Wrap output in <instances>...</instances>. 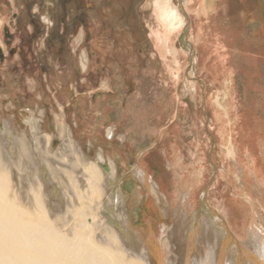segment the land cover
Wrapping results in <instances>:
<instances>
[{"label":"rangeland","instance_id":"obj_1","mask_svg":"<svg viewBox=\"0 0 264 264\" xmlns=\"http://www.w3.org/2000/svg\"><path fill=\"white\" fill-rule=\"evenodd\" d=\"M150 1L38 0L36 6H31L32 14L36 12L37 7L41 20L46 23V30L40 32L33 42L23 44L25 63L20 61L16 65H9V62L12 63L10 57H17L15 55L17 45L21 42L17 39L18 32L14 26L24 29V26L28 25L27 16L22 11L28 1L17 0L15 6L12 0H0V20L3 27L0 32L9 52L7 58H0V124L10 120L15 124V130L22 133L28 131L26 126L28 111H34L36 116L44 111L42 125L45 132L53 134L56 123H63L70 127L76 140L88 154V158L94 159L99 149L106 150L107 153L106 151L104 153L115 160L119 179L131 180L141 192L136 203L130 199L132 188L128 191L124 187V194L130 204L133 217L135 218L138 213L143 218L135 219V225L146 234L151 231L150 227L153 225V232L158 235L161 226L170 225L172 221H164L158 213H155V208L147 204L151 197L144 193L143 188L129 174L130 163L146 165L155 175L162 191L177 200L179 184L172 168L176 160L175 156L180 158L178 173L186 176L181 185L185 188L191 186L190 177L194 172L193 169H198L197 159H205L204 180L196 190L197 206L194 211L200 220L206 209L212 215L218 214V206L225 202L224 210L227 218L242 232L237 240L243 241L251 224L257 222L264 226V186L248 183L240 187L241 175L235 168L236 163L231 158H227L225 147L228 146L227 143L233 141L231 140L233 132L235 133L239 128L242 118L249 116L251 120L257 114V117H260L258 125L262 124L264 104H258L249 97L243 98L242 89L238 96L237 82L233 79L229 89L233 103L235 102V107L238 108L236 113L238 115L240 113V120L230 114L227 116L222 111L218 114L212 112L213 99L219 91L224 90L223 75L229 72L232 64L227 62L229 69L225 74H218V81H212L209 79L210 76H206L204 65L207 63L212 65L215 62L213 54H215L218 31H228L232 35L231 38L236 36L232 32L241 24L254 23L253 17L245 18L248 12L253 15L254 11H262L264 14V0H236L235 3L226 1V10L218 9V14L211 13L213 15L211 19L204 15L199 18L197 14L199 2L191 0V5L187 10L185 9V30L180 29L179 33L171 38L172 44L177 45L176 49L180 51V74L169 73L162 65L164 59L158 53L156 39L151 36V30L159 27L156 26L153 16V6L147 5ZM172 2L175 6L182 4V0H172ZM256 3L260 5L255 7ZM232 4L235 5L233 9ZM13 14H17L16 20ZM54 25L52 29L51 26ZM199 31L204 32L202 42L197 38ZM6 33L15 36L9 44L6 42ZM47 34L51 39L48 49L44 47L42 41ZM208 49L209 52L206 51ZM82 51H86L89 57L86 73L80 72L79 69V56ZM202 54H205V58H202ZM142 63L149 65L145 67ZM149 67L154 68L157 77L155 89L159 91V105L164 107L166 104V108L164 107L163 119L159 120L158 124L160 137L150 142L144 141L142 146H137L135 141L131 140L138 130L137 118L130 120L129 117L131 111L136 112L138 109L136 91L141 88L139 82L143 74L149 72L146 69ZM192 72H195V75L190 80L189 76ZM241 79L244 80L239 78L238 82L243 85L244 81ZM105 82L112 88L110 93V89L104 91L102 89V84ZM33 83H36V90L33 89ZM105 91L108 92L106 96ZM256 91L253 89L252 95L258 92ZM95 94L99 95L100 99L103 98L101 106L97 109L93 108L94 110L90 109L91 107L88 108L89 110L79 107L82 103L79 102L81 99L87 105L94 103ZM182 94L191 96L188 101L182 100ZM110 97L114 99L111 101L113 103L109 102ZM109 104L110 110L107 112L106 108H109ZM243 107H246L244 111ZM61 114L63 118L60 117ZM173 114H176V118ZM98 116L101 118L99 119ZM253 123L251 122L254 129L257 124ZM233 126H236V129ZM110 127L114 136L112 139H107L106 132ZM177 128L180 129V134L174 133ZM259 133L263 134L262 131ZM163 137L164 139L161 140L160 138ZM260 139L264 140L263 137ZM57 146L58 144H55V148ZM172 146L177 149V155H174ZM198 147L201 149L198 150ZM246 194L251 200L249 204L241 198ZM234 199L238 201L236 204L230 201ZM251 204L260 218L253 217ZM143 221L146 227L140 228ZM223 221L227 225L226 220Z\"/></svg>","mask_w":264,"mask_h":264},{"label":"bare ground","instance_id":"obj_2","mask_svg":"<svg viewBox=\"0 0 264 264\" xmlns=\"http://www.w3.org/2000/svg\"><path fill=\"white\" fill-rule=\"evenodd\" d=\"M16 1L12 0V4ZM226 1L236 2L198 0V17L204 15L209 19L213 18L211 13L218 14V9L226 10ZM191 2L182 0V4L175 6L172 0H151L147 4L153 6V16L156 26L159 27L151 30V36L156 39L158 53L164 59L162 65L165 71L172 74H180L181 55L176 49L177 45L172 44L171 38L179 33L180 29L185 30V9L187 10ZM234 6L232 4V9ZM242 11L245 15L244 10ZM251 17L254 18V23L251 36L248 35L250 38H231L232 35L223 30L215 33V62L212 65H204L206 76H210L212 81H218V74L226 73L229 69L227 62L233 65L229 72L223 75L224 90L219 91L213 99L214 108L211 110L217 114L222 111L235 119L239 117L236 113L238 108L235 107V102L233 103L229 89L233 72L241 65L240 62L251 59L248 53L253 50L248 52V47L252 44L258 48L256 54L264 57V14L262 11H254ZM1 24L0 20V29ZM200 31L197 38L202 42L204 32ZM1 34L0 32V48L2 53H6ZM209 49L206 51L209 52ZM184 53L186 54L185 51ZM205 54H202V58H205ZM88 65L87 52L82 51L79 56L80 72L86 73ZM194 75L195 72L190 74V80ZM247 77V74L243 76L245 85L250 83ZM32 86L36 90V83ZM108 86L107 82L103 83V91ZM254 89L258 92H254L250 99L264 104V89L258 84ZM105 92V96L108 95V92ZM100 98L95 94V102L88 105L81 99L79 107L86 106L88 109L90 106L97 109L102 103L103 98ZM110 99L114 100L112 97ZM164 107L159 104L156 107L160 121L165 113ZM28 112V131L17 132L15 124L10 120L0 124V264H264L262 224L261 226L254 222L248 228L246 238L243 241L237 240L242 232L227 218L225 202L218 206V214L212 215L206 209L201 219H198L194 211L197 206L196 190L204 180L205 159H197L198 169H193L191 186L186 185L185 188L181 185L186 176L178 173L180 158L175 156L172 168L179 184L177 200L162 191L155 175L146 165L130 163L129 174L143 188L144 193L151 197L147 204L155 208V213L164 221H172L170 225L161 226L160 234L153 232V225L150 227L151 231L146 234L135 225V219L143 218L138 213L133 217L124 187L125 190L132 188L130 199L136 203L141 192L131 180L119 179L115 160L104 153L106 150L99 149L94 159H90L70 127L55 122V132L50 134L43 130L44 111L38 113L39 116H36L34 111ZM134 116L137 117L136 112L131 111L130 120L136 119ZM245 121L242 120L243 123L238 129L233 126L237 131L233 132V141L225 147L226 155L236 163L235 168L241 175L240 187L248 183L263 187L264 140L260 138L264 136L259 132L264 134V126L255 131L257 137L253 136L256 138L249 139L246 128L251 124H247V119ZM136 125L138 130L131 140L135 141L137 146H142L145 140L144 135H141L138 120ZM106 134L107 139L113 138L111 127L107 129ZM55 144H58L56 148ZM199 149L201 148L198 147ZM172 151L177 155L175 146H172ZM168 169L170 171V167ZM241 198L248 204L251 202L248 194L242 195ZM230 201L232 204L238 202L235 199ZM250 206L253 208V217H259L253 205ZM145 227L143 221L140 228Z\"/></svg>","mask_w":264,"mask_h":264},{"label":"crops","instance_id":"obj_3","mask_svg":"<svg viewBox=\"0 0 264 264\" xmlns=\"http://www.w3.org/2000/svg\"><path fill=\"white\" fill-rule=\"evenodd\" d=\"M257 5L259 6L260 4L256 3L255 7ZM251 16H252V13L248 12V14H247V16H245V18L248 17L249 19H251ZM252 29H253V24H241V26H239L236 31H233L232 34L233 33L236 34L237 38L241 37V36L242 37H245V36L247 37L248 35L251 36ZM250 36H248V37L250 38ZM250 49L253 50V51H251ZM257 50H258V48L256 47L255 44H252V46L248 47V52L251 51V52L248 53L249 56H250L249 58H251V59H249L247 61L240 62L241 65L237 69H235L234 72H233L232 80L235 79V81L237 82L238 96H239V94H241L240 93V91H241L240 89H242L243 98L244 97H249V99H250V97L252 95V91L254 89V86H256V83L254 84V82H258V85L261 88L264 89V57H263V55H262V57L259 54L257 55L256 54ZM261 58H263V59H261ZM142 64H143V66H145V65L148 66L149 65V64H146V63H142ZM232 67H233V65H232ZM146 69H148L149 72L147 71L145 74H143L141 82H139L141 88L136 91V95H135V98H137L136 99L137 100V104L136 105H138V109H136V114H137L136 118L139 121V126L141 127V130H142L141 135H144L143 139L145 141H149L150 142L154 138L160 137L159 136V129H158L159 117L157 116V110H156V107L159 104L158 101H159V96L160 95H159V91L157 89H155V87L157 86L156 83H155L157 77H155L156 74H155L154 68L153 67H149V68H146ZM246 74L248 75L247 78H249L248 80L250 81V83L248 84L249 86L245 85V82H244L243 85H241L242 84L241 82H238V79L239 78H243V76H245ZM108 89H110L109 90V93H110L112 91V88H111L110 85L108 86L107 90ZM190 96H191L190 94H189V96L188 95H184L183 96V94H182L181 99L188 101V98H190ZM238 99H240V97ZM109 101L111 102L113 100L110 99ZM247 102L248 101H246V103ZM111 103H113V102H111ZM89 107L90 106H88V108ZM245 108L246 107H243L242 110L245 109ZM90 109H93V108H90ZM106 110L108 112L110 110V106H109V109L107 108ZM247 110H248V108H247ZM116 113H118V112H116ZM114 115H116V114H114ZM238 116H240V113H239ZM173 117L176 118V114L175 115L173 114ZM248 118H249V116L247 118H242L243 122L247 119V124L248 125H249V123L251 124V122L253 123V121H254L253 124H257L255 126L254 130L252 128L253 127L252 124L249 125L248 128H246V130L248 132V138L249 139H250V137L251 138H256L257 137V132H255V131L260 129L261 125H264V121L261 122L262 123L261 125H258L260 123L259 122V118L260 117H257V114L254 115L253 119H251L252 121L250 119H248ZM238 120H240V117H238ZM243 122L241 120V124ZM174 131L175 132L177 131L176 132L177 134L181 132L179 128L175 129ZM253 135L256 136V137H254ZM262 135L264 136V134H262ZM151 149L152 150L154 149V145L151 147Z\"/></svg>","mask_w":264,"mask_h":264},{"label":"flooded vegetation","instance_id":"obj_4","mask_svg":"<svg viewBox=\"0 0 264 264\" xmlns=\"http://www.w3.org/2000/svg\"><path fill=\"white\" fill-rule=\"evenodd\" d=\"M28 2H27V4L26 5H24V8H22V11H23V13H25V16H27V19H28V25L25 27L24 26V29L22 28V29H20L19 27H16V26H14L15 28H16V32H18L17 33V39H20L21 40V42H19L20 44H18L17 45V54H15V55H17V59L16 58H13V57H10V58H12V63L11 62H9L8 64L9 65H16V64H18V63H20V61H22L23 63H25V53H24V48H25V44L27 43V42H29V43H31V42H33L34 40H35V37L40 33V32H43L44 30H46L45 29V27H46V23H44L42 20H41V15L40 14H38L39 13V11H38V8L36 7L35 8V11L36 12H34L33 14H32V7L31 6H36V4H37V2H38V0H27ZM17 3V2H16ZM12 5V4H11ZM15 6H16V4H15ZM13 18L15 19L16 18V16H17V14H13ZM16 20V19H15ZM56 25V24H55ZM55 25L54 26H51V28L53 29V27H55ZM3 27H1V29H2ZM16 32H15V34L14 35H16ZM12 33H6V37H7V43L9 44L10 42H11V39H13V36H14ZM2 37V36H1ZM14 38H15V36H14ZM26 38H27V41L25 42V40H26ZM56 38H58L57 36H56ZM2 40H3V42H4V45H5V47H6V53H2L3 51H2V49L0 48V58L1 59H3V58H7L8 57V54H9V52H8V48H7V46H6V44H5V39L2 37ZM19 40V41H20ZM43 45H44V47L45 48H47L48 49V47H49V44H50V42H51V39H50V37L48 36V34L45 36V38H43ZM62 42V41H61ZM24 44V45H23ZM59 44H61V43H59ZM43 47V46H42ZM11 53L12 54H14V52L13 51H11Z\"/></svg>","mask_w":264,"mask_h":264}]
</instances>
